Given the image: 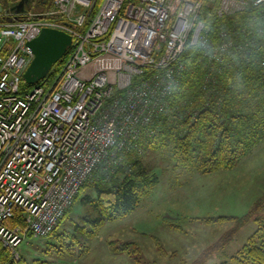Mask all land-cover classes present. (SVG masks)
Returning <instances> with one entry per match:
<instances>
[{
	"label": "built area",
	"instance_id": "1",
	"mask_svg": "<svg viewBox=\"0 0 264 264\" xmlns=\"http://www.w3.org/2000/svg\"><path fill=\"white\" fill-rule=\"evenodd\" d=\"M97 1L51 0L20 13L0 3V247L17 258L29 237L54 232L99 169L109 177L122 154L142 152L139 142L177 89L186 49L211 50L199 17L205 1L217 0ZM218 1L219 16L264 3ZM44 28L70 34L71 51L24 93L29 42ZM234 47L221 30L206 56L215 63ZM19 211L24 224H11Z\"/></svg>",
	"mask_w": 264,
	"mask_h": 264
},
{
	"label": "trees",
	"instance_id": "2",
	"mask_svg": "<svg viewBox=\"0 0 264 264\" xmlns=\"http://www.w3.org/2000/svg\"><path fill=\"white\" fill-rule=\"evenodd\" d=\"M20 1L0 0V3L5 8H12ZM101 2L97 1V8ZM50 4L51 0H30L26 9H48ZM218 4V0L205 1L199 17L212 42L210 51L217 47L221 30H225L241 48L229 49L222 60L215 63L206 56L210 51L198 47L186 49L183 55L185 67L177 89L169 97L151 134L143 136L139 142L142 152L135 148L122 154L109 177L107 172L99 169L97 176L83 185L77 195L75 203L87 189L82 202L87 206V215L83 218L88 225L75 221V228L57 239V244L71 248L67 249L70 256L83 257L90 250L87 237L95 238L106 222L130 215L156 188L160 176L146 163L151 153L159 154L176 173L178 181L181 175L233 169L264 141V3L224 16L216 14ZM70 51L71 48L56 64L58 68ZM33 86L23 79L21 90L25 93ZM263 208L264 196L244 216L202 218L209 224L236 221L237 227L207 247L193 264H206L213 254L230 243L238 228L251 220L257 224L256 232L237 253L218 264H264V215L260 213ZM10 223L23 225L22 213L19 211ZM64 237L68 238L67 242ZM81 237L85 242L80 240ZM110 245L115 254L138 251L136 242H110ZM75 247L80 250L76 252ZM0 264L51 263L41 259L27 260L20 254L17 258L8 249L0 247Z\"/></svg>",
	"mask_w": 264,
	"mask_h": 264
},
{
	"label": "rangeland",
	"instance_id": "3",
	"mask_svg": "<svg viewBox=\"0 0 264 264\" xmlns=\"http://www.w3.org/2000/svg\"><path fill=\"white\" fill-rule=\"evenodd\" d=\"M146 163L160 176L159 184L130 215L106 222L95 238L87 237L90 250L83 257L70 256L57 239L72 231L75 221L88 225L83 218L87 206L82 202L87 189L56 233L44 240L29 237L18 247V253L27 260L51 264H193L209 245L237 227L236 221L209 224L202 218L244 216L264 196V141L233 169L181 175L178 181L159 154L151 153ZM260 213L264 215V208ZM256 230L254 220L238 228L230 243L206 264H218L237 253ZM80 240L85 242L82 237ZM110 242H136L138 251L132 248L130 254H115Z\"/></svg>",
	"mask_w": 264,
	"mask_h": 264
},
{
	"label": "water",
	"instance_id": "4",
	"mask_svg": "<svg viewBox=\"0 0 264 264\" xmlns=\"http://www.w3.org/2000/svg\"><path fill=\"white\" fill-rule=\"evenodd\" d=\"M30 0H21L12 9L24 12ZM73 44V37L61 30L44 28L40 35L29 42L34 59L24 73L27 83L35 85L43 80L51 68L62 60Z\"/></svg>",
	"mask_w": 264,
	"mask_h": 264
},
{
	"label": "crops",
	"instance_id": "5",
	"mask_svg": "<svg viewBox=\"0 0 264 264\" xmlns=\"http://www.w3.org/2000/svg\"><path fill=\"white\" fill-rule=\"evenodd\" d=\"M212 245V244H211ZM210 246V245H209ZM227 248V247H226ZM226 248H225V252L223 251V254H225L226 253ZM222 254V253H221ZM218 255H220V254H218ZM233 255V254H232ZM231 256V255H230ZM229 256V257H230ZM228 257V256H227Z\"/></svg>",
	"mask_w": 264,
	"mask_h": 264
}]
</instances>
